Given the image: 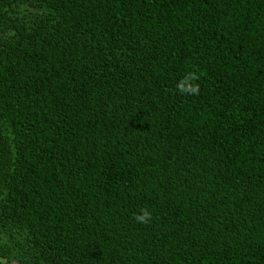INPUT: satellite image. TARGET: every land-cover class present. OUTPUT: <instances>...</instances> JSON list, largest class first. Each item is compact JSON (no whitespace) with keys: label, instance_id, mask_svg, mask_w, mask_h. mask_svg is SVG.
I'll return each mask as SVG.
<instances>
[{"label":"trees","instance_id":"trees-1","mask_svg":"<svg viewBox=\"0 0 264 264\" xmlns=\"http://www.w3.org/2000/svg\"><path fill=\"white\" fill-rule=\"evenodd\" d=\"M0 259L264 264V0H0Z\"/></svg>","mask_w":264,"mask_h":264},{"label":"rangeland","instance_id":"rangeland-1","mask_svg":"<svg viewBox=\"0 0 264 264\" xmlns=\"http://www.w3.org/2000/svg\"><path fill=\"white\" fill-rule=\"evenodd\" d=\"M0 264H17V262L0 259Z\"/></svg>","mask_w":264,"mask_h":264},{"label":"clouds","instance_id":"clouds-1","mask_svg":"<svg viewBox=\"0 0 264 264\" xmlns=\"http://www.w3.org/2000/svg\"><path fill=\"white\" fill-rule=\"evenodd\" d=\"M140 219H143V217H140Z\"/></svg>","mask_w":264,"mask_h":264}]
</instances>
